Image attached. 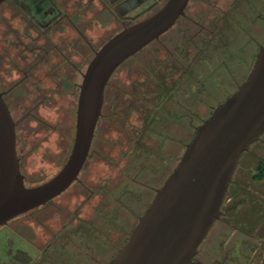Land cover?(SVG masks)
<instances>
[{"label":"flooded vegetation","instance_id":"obj_1","mask_svg":"<svg viewBox=\"0 0 264 264\" xmlns=\"http://www.w3.org/2000/svg\"><path fill=\"white\" fill-rule=\"evenodd\" d=\"M166 2L8 0L0 6L7 22L0 61L11 66L10 75L23 71L25 82L29 72L57 66L58 57L60 64L74 71L62 83L80 89L95 53L117 32ZM89 14L94 19L90 25ZM105 20L119 22L121 29L97 48L94 26ZM263 44L264 0H189L169 30L113 74L88 157L76 180L60 195L0 227V264H102L112 259L193 138L185 142L186 132L194 136L203 120L247 78ZM90 53L93 57L88 60ZM5 79L0 75V90L9 105ZM112 131L115 147H123L113 161L116 184L104 176ZM72 148L62 166L37 184L63 168ZM166 169L165 179L152 187L151 194L132 188L134 184L149 187L146 180L158 178ZM225 201L226 197L223 205ZM232 208H222L214 246L232 224L226 219ZM201 247L193 264L203 255ZM204 251L203 256L210 254L212 245Z\"/></svg>","mask_w":264,"mask_h":264},{"label":"water","instance_id":"obj_2","mask_svg":"<svg viewBox=\"0 0 264 264\" xmlns=\"http://www.w3.org/2000/svg\"><path fill=\"white\" fill-rule=\"evenodd\" d=\"M8 0H0L2 6ZM189 0L157 11L112 36L94 55L80 85L72 152L46 182L28 185L17 150L16 122L0 90V227L60 195L80 173L102 114L105 90L127 59L169 30ZM264 134V44L238 88L197 127L184 153L128 240L102 264H193L243 155Z\"/></svg>","mask_w":264,"mask_h":264},{"label":"rangeland","instance_id":"obj_3","mask_svg":"<svg viewBox=\"0 0 264 264\" xmlns=\"http://www.w3.org/2000/svg\"><path fill=\"white\" fill-rule=\"evenodd\" d=\"M89 16L90 25L94 19L90 14ZM6 25L0 11V54L6 39L3 33ZM120 29L121 24L116 21L109 23L105 20L103 24H96L92 29L96 47L99 48ZM92 57L93 54L90 53L88 60ZM55 60L58 64L54 68L43 67L37 71H28L30 79L25 82L22 80L25 77L23 71H15L10 75L8 73L11 66L0 61V75L6 78L3 88L8 89L9 105L17 122V150L28 185H35L53 175L67 159L74 143L80 89L62 83V78L70 79L71 75L74 76V71L68 64H60V58ZM128 65L129 62L124 66ZM77 79L76 76L73 81ZM14 83L18 84L12 86ZM33 84H37V87ZM202 110L204 111L203 108ZM195 122L198 123L199 120ZM115 134L114 131L108 134L112 139L106 146L110 155L104 161V176L112 177V184H116L118 179L117 167L113 161L123 150V147H115ZM192 137L186 132L185 142ZM97 142L96 140L95 143ZM260 163H264V134L241 158L229 187L222 208L233 207L226 217L232 224L227 226L226 232L222 233L218 244L214 246L222 226V222H215L201 244L203 255L208 245H212V252L205 256L199 254L196 258L198 262L194 264L264 263V177L258 178ZM163 172L158 178L152 176L146 180L149 187L134 184L132 188L135 191L146 189L151 194L152 187L159 186L165 179L168 169ZM138 208L143 210L144 206L140 205Z\"/></svg>","mask_w":264,"mask_h":264},{"label":"trees","instance_id":"obj_4","mask_svg":"<svg viewBox=\"0 0 264 264\" xmlns=\"http://www.w3.org/2000/svg\"><path fill=\"white\" fill-rule=\"evenodd\" d=\"M258 170H259L258 178H263L264 177V163H260L258 165Z\"/></svg>","mask_w":264,"mask_h":264}]
</instances>
